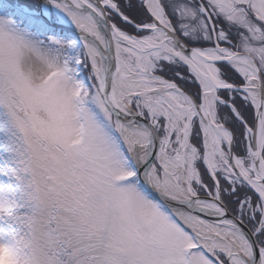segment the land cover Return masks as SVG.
Instances as JSON below:
<instances>
[{
    "label": "snow or ice",
    "instance_id": "obj_1",
    "mask_svg": "<svg viewBox=\"0 0 264 264\" xmlns=\"http://www.w3.org/2000/svg\"><path fill=\"white\" fill-rule=\"evenodd\" d=\"M0 264H264V0H0Z\"/></svg>",
    "mask_w": 264,
    "mask_h": 264
}]
</instances>
